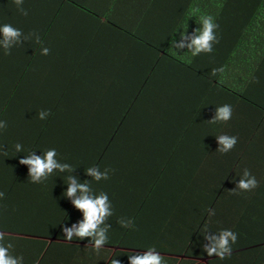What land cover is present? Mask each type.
<instances>
[{
  "label": "crops",
  "instance_id": "0c3cea01",
  "mask_svg": "<svg viewBox=\"0 0 264 264\" xmlns=\"http://www.w3.org/2000/svg\"><path fill=\"white\" fill-rule=\"evenodd\" d=\"M24 1H29L26 11L30 16L22 25L37 24L36 15L55 14L58 18L56 28L49 33V58L38 60L37 52L22 65L23 73L16 82L21 109L51 112L66 99L71 111L87 103L81 99L83 93L133 90L142 76L152 72L149 93L158 91L166 107L159 120L150 122L165 126L168 132L176 131L175 138L192 149L170 156L178 162L173 172L177 178L168 183L174 195L164 196L161 182L154 191L153 197L165 205L161 220L160 213L132 216L113 212L108 219L112 222L109 242L97 254L88 238L71 242L65 236L54 239L55 229L60 233L69 219L63 216L65 202L57 213L45 215L38 209L39 201L48 204L52 198L37 196V210L23 224L28 229L40 228V224L49 227L52 237L6 228L5 243L13 244L12 254L23 256V264H111L113 258L129 264L128 256L154 245L166 264H264V104L255 106L232 92L230 73H214L219 70V59L215 58L218 45H213L212 53L195 57L187 48L172 47L182 32L191 34L200 27L201 12H220L217 0H62L64 6L57 12L58 0ZM219 7L221 14L247 10L233 1ZM214 20L219 24V42H228L231 36L224 34L232 22L231 15ZM154 52H159V62L152 70ZM173 55L180 59L179 66L172 64ZM240 73L246 76L247 71ZM260 89L264 90V85ZM225 104L232 106V118L226 124L211 123L215 109ZM221 134L238 137L227 154L217 150L216 137ZM159 157L163 162V155ZM244 169L255 176L259 186L252 192L233 194ZM134 188L140 189L142 184ZM127 190L117 187L112 192ZM32 210L29 207L26 213ZM130 215L133 226L123 231L119 221L128 220ZM82 219L83 214H78L72 221ZM224 229L237 234L232 255L224 260L209 257L202 247L205 233Z\"/></svg>",
  "mask_w": 264,
  "mask_h": 264
},
{
  "label": "trees",
  "instance_id": "16d2710c",
  "mask_svg": "<svg viewBox=\"0 0 264 264\" xmlns=\"http://www.w3.org/2000/svg\"><path fill=\"white\" fill-rule=\"evenodd\" d=\"M58 1L55 12L64 6L62 0ZM232 1L247 10L234 9L228 14H221L219 5H229ZM28 3L23 2L25 10H28ZM77 5L84 10L87 8L86 5ZM217 8L220 12H201L200 15H209L217 20L229 15L232 17L231 24L226 28L228 32L224 34H230L229 41L214 44L218 45L215 51V58L219 59L218 68L231 74L233 85L229 87L232 92L250 104L260 106V102L264 104V90L260 89L264 85V0H217ZM36 18L37 24L22 25L26 16L20 13L14 0H0V25L11 24L20 29L24 36L36 33L41 41L37 43L32 37L13 46L9 55H5L4 49L0 48V120L7 122V129L0 132V191L5 193V198L0 199V231L6 232L4 225L8 222L12 225L28 222L37 210V196L45 195L50 199L54 191L62 188L66 191L68 173L55 172L43 184H33L29 181L28 167L19 163L24 155L32 151L40 155L51 148L56 149L59 161L74 167L73 175L81 182L87 180L94 192H106L111 199L119 202L123 210L118 207V212L132 216L160 213L161 220L162 206L165 205L153 197L154 191L161 182L165 188L164 196L174 195L175 190L168 183L177 178L173 172L178 162L170 156L192 147L176 139V131L168 132L165 126L150 122L159 120L162 109L166 107L158 91L149 93L152 72L149 76H142L135 89L125 90L130 92L111 93L106 90L101 95L83 93L81 99L87 103L71 111L64 99L62 105H56L46 120H40L38 113L41 110L21 109L16 88L17 79L23 73L22 65L37 52L38 60L44 59V56L49 58L51 53L52 38L49 33L56 28L58 17L51 14V17L36 15ZM45 47L50 50L48 55L41 54V49ZM172 58L173 65L181 64L176 55ZM158 62L159 52H154L150 68L153 70L152 66ZM242 70L247 71L246 76H242ZM200 74L207 76L202 70ZM23 96L27 98V95ZM16 143L22 144V153L15 151ZM5 147L7 156L2 154ZM160 155H163L164 163ZM89 167L113 171L109 173L108 180L96 182L86 174ZM148 169H152V172H148ZM139 183L142 188L135 190V185ZM117 187L131 189L124 194L112 192ZM121 200L128 206H121ZM64 202L66 210L63 216L70 218L69 214L75 207L66 197ZM29 207L33 210L26 213ZM129 219L134 218L130 215ZM128 229L124 228L123 231ZM7 230L19 231L16 227ZM54 235V239H62L59 229L57 232L55 229Z\"/></svg>",
  "mask_w": 264,
  "mask_h": 264
},
{
  "label": "clouds",
  "instance_id": "9594fccd",
  "mask_svg": "<svg viewBox=\"0 0 264 264\" xmlns=\"http://www.w3.org/2000/svg\"><path fill=\"white\" fill-rule=\"evenodd\" d=\"M24 0H14L20 13L27 16V11L22 7ZM200 27L196 28L191 34L182 32L180 41H173L172 47L177 50H187L193 57L202 53L210 54L213 52V45L219 43L216 31L219 24L209 15L199 17ZM35 37V41L40 43V37L36 33H30L24 36L20 29L11 24L0 25V48L4 49V54L9 55L13 46L21 44L23 41ZM48 48H42L41 54L48 55ZM222 71V69L214 70ZM233 114L232 106L225 104L215 109V115L210 120L211 123H227ZM50 112L41 110L38 113L40 120H46ZM7 129V122L0 120V132ZM218 142V151L221 154L230 152L238 142V137L221 134L216 137ZM17 153L23 152V146L20 143L14 145ZM2 154L7 156L6 147L2 149ZM57 151L54 148L48 149L37 155L35 151L24 155L19 163L28 167V176L30 183L43 184L55 172L68 173L67 189L63 196L70 200L71 204L83 214V219L73 223L71 227L64 226L62 231L67 241L84 240L88 238L92 244V249L99 254L104 246L109 242L108 231L110 225L107 223L109 217L113 215L112 204L106 192H94L87 180L81 182L73 175L74 167L68 163H63L57 159ZM113 171L106 168L101 171L98 167H89L86 174L94 181L108 180L109 173ZM259 186V182L248 169H244L242 177L233 189V194L239 195L245 192H252ZM5 198V193L0 191V199ZM214 214V213H213ZM121 227L129 228L133 226L131 219L119 221ZM6 234L0 231V264H23V256L12 254L14 246L12 243H5ZM206 243L203 244V250L209 257L215 256L224 260L232 255V245L237 241V234L229 229L221 230L219 233L206 232L204 235ZM129 264H166L165 258L156 251L155 246H149L141 253H132L128 256ZM111 264H120L116 258L111 260Z\"/></svg>",
  "mask_w": 264,
  "mask_h": 264
},
{
  "label": "rangeland",
  "instance_id": "374dc122",
  "mask_svg": "<svg viewBox=\"0 0 264 264\" xmlns=\"http://www.w3.org/2000/svg\"><path fill=\"white\" fill-rule=\"evenodd\" d=\"M130 189L128 191H123L122 193L123 194L124 193H127V192L130 191ZM63 193H64L63 188L60 189V191H56V192L54 191L53 192V198H52L51 202H49L48 204H47V201H44V202L39 201L40 202V205H39L38 209L41 210V212H42L41 214L48 215V213H57L59 211V209L62 207L61 205L65 201V197L63 196ZM109 200H110V202L112 204L113 212H115V214H116L117 208L119 207V202H116V200L111 199V197H109ZM120 205L121 206H125V205L128 206V204H125L122 200H121ZM118 209H122V208L119 207ZM72 214L73 215L71 216V218H69L66 221L65 226L71 227V225L73 224V221L72 220H73L74 216H76L78 214H82V212H80L79 210H77L75 208L72 211ZM6 220L7 221H10V218H7ZM107 223L111 227L112 222L107 221ZM40 226H41L40 228H38V227H32V228L28 229L26 226H24V224L23 225H20L19 222H18V224H14V225H12L11 222H8V224L6 226L4 225V227H6V228H14V227H16L17 230H19V231H28V230H30L33 233L46 234L48 236H51L53 234V230L51 228L44 227V226H42V224H40ZM109 231L112 232V229L109 228ZM60 234H61V236H64V233H63L62 230L60 231ZM8 235L11 236V237H15V235H13V234H8ZM38 241H48V240H46V238H38Z\"/></svg>",
  "mask_w": 264,
  "mask_h": 264
}]
</instances>
